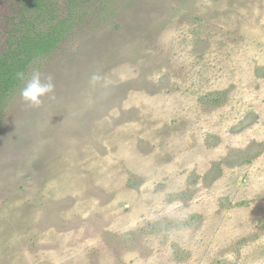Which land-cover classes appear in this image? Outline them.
Returning <instances> with one entry per match:
<instances>
[{"label": "rangeland", "instance_id": "1", "mask_svg": "<svg viewBox=\"0 0 264 264\" xmlns=\"http://www.w3.org/2000/svg\"><path fill=\"white\" fill-rule=\"evenodd\" d=\"M46 1L70 28L27 72L55 99L2 101L0 264H264V0Z\"/></svg>", "mask_w": 264, "mask_h": 264}, {"label": "trees", "instance_id": "2", "mask_svg": "<svg viewBox=\"0 0 264 264\" xmlns=\"http://www.w3.org/2000/svg\"><path fill=\"white\" fill-rule=\"evenodd\" d=\"M6 1L12 3L9 12L13 27L7 29L6 25L0 24V34H4L0 38V110L8 92L14 90L20 83L15 78V73L24 71L27 74L35 56L53 52L66 35L67 28H70L69 16L58 14L59 6H52L46 0ZM67 1V4L72 6L79 2V0ZM30 11L34 13L29 17L27 13ZM36 13H43L41 16L50 21V24L48 29H38L33 33L37 22Z\"/></svg>", "mask_w": 264, "mask_h": 264}, {"label": "clouds", "instance_id": "3", "mask_svg": "<svg viewBox=\"0 0 264 264\" xmlns=\"http://www.w3.org/2000/svg\"><path fill=\"white\" fill-rule=\"evenodd\" d=\"M15 78L22 83L19 94L27 107L39 108L46 98L55 99L56 86L52 74H45L38 69H33L27 74L24 71L16 72ZM99 80L100 77L94 74L90 78V83L95 84Z\"/></svg>", "mask_w": 264, "mask_h": 264}]
</instances>
